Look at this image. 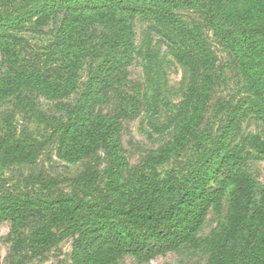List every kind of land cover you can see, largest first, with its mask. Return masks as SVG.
<instances>
[{"label": "rangeland", "instance_id": "374dc122", "mask_svg": "<svg viewBox=\"0 0 264 264\" xmlns=\"http://www.w3.org/2000/svg\"><path fill=\"white\" fill-rule=\"evenodd\" d=\"M59 1L0 0V25L19 20L0 26V143L43 146L31 164L0 155V264H85L118 207L169 206L187 175L236 145L264 211L251 143L264 140V0H192L172 17ZM58 209L70 216L54 242L31 247ZM225 214L211 210L201 240ZM209 252L120 264H206ZM239 253L237 264H264L252 246Z\"/></svg>", "mask_w": 264, "mask_h": 264}, {"label": "trees", "instance_id": "16d2710c", "mask_svg": "<svg viewBox=\"0 0 264 264\" xmlns=\"http://www.w3.org/2000/svg\"><path fill=\"white\" fill-rule=\"evenodd\" d=\"M70 1L73 7L106 6L109 9L138 12L147 15L172 17L176 9L192 5V0H60ZM93 7V8H94ZM19 23L10 20L0 26ZM3 36L0 32V38ZM188 54H178L182 63ZM257 153L264 155V140L258 135L251 137ZM41 143H0L2 165L33 163L41 153ZM242 147L212 154L176 188L172 203L156 207V199H130L116 210L118 221L105 226L106 231L90 252L85 264H120L124 255L140 262H148L158 256L175 252L182 246L210 247L206 264H237L239 247L252 246L255 259L264 258V211L255 203V182L244 168ZM226 208L225 222L205 239L199 233L211 210ZM70 212L56 210L29 238L33 248L48 246L55 240L54 229L63 225Z\"/></svg>", "mask_w": 264, "mask_h": 264}]
</instances>
